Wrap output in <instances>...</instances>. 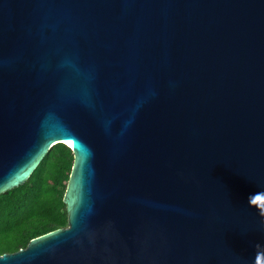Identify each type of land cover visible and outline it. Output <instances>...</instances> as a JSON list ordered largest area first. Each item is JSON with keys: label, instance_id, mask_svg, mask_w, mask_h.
<instances>
[{"label": "water", "instance_id": "1", "mask_svg": "<svg viewBox=\"0 0 264 264\" xmlns=\"http://www.w3.org/2000/svg\"><path fill=\"white\" fill-rule=\"evenodd\" d=\"M58 143L69 223L0 264H264V0H0V193Z\"/></svg>", "mask_w": 264, "mask_h": 264}, {"label": "trees", "instance_id": "2", "mask_svg": "<svg viewBox=\"0 0 264 264\" xmlns=\"http://www.w3.org/2000/svg\"><path fill=\"white\" fill-rule=\"evenodd\" d=\"M74 161L71 147L58 143L23 184L0 193V254L18 251L68 225L64 198Z\"/></svg>", "mask_w": 264, "mask_h": 264}, {"label": "bare ground", "instance_id": "3", "mask_svg": "<svg viewBox=\"0 0 264 264\" xmlns=\"http://www.w3.org/2000/svg\"><path fill=\"white\" fill-rule=\"evenodd\" d=\"M69 144V143H68Z\"/></svg>", "mask_w": 264, "mask_h": 264}]
</instances>
